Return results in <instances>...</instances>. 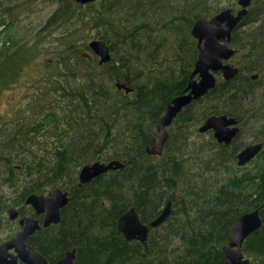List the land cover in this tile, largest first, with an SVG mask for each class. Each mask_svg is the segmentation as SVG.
<instances>
[{"label":"trees","instance_id":"1","mask_svg":"<svg viewBox=\"0 0 264 264\" xmlns=\"http://www.w3.org/2000/svg\"><path fill=\"white\" fill-rule=\"evenodd\" d=\"M171 1L57 0L36 31L44 41L60 30L31 99L51 102L8 123L0 115V225L9 207H17L18 215L25 213L27 194L66 189L69 198L59 221L25 240L28 249L49 263L74 249L72 264H222L221 247L232 222L261 205V224L243 240L241 252L249 264H264V0H251L231 33L237 74L229 80L218 77L211 90L186 106L161 154L152 156L144 151L145 136L155 132L164 104L184 88L196 57L191 24L233 6L221 4L224 0H179L182 11L161 24L164 28L179 19L170 28L181 36L164 66L160 62L166 59H157L160 44L148 53L140 40L150 38L153 15ZM20 4L8 0L7 6H0V90L16 83L22 66L38 53L31 37L18 42L9 35L10 10ZM88 30L94 33L88 36ZM87 39L103 40L110 59L98 64ZM251 72L258 74V84L249 79ZM114 78L132 90H117ZM259 89L263 93L256 98ZM241 100L247 107L242 108ZM200 103L205 106L197 110ZM221 113L238 120L239 130L227 145L195 129L207 115ZM256 123L253 141H260L262 148L238 166L234 155L243 144L237 138ZM111 159L124 166L84 184L75 181L83 164ZM3 188L9 189L7 195ZM167 201L169 213L148 230L145 245L127 241L117 231L116 218L129 207L147 224Z\"/></svg>","mask_w":264,"mask_h":264},{"label":"water","instance_id":"2","mask_svg":"<svg viewBox=\"0 0 264 264\" xmlns=\"http://www.w3.org/2000/svg\"><path fill=\"white\" fill-rule=\"evenodd\" d=\"M78 4H85L95 0H72ZM238 8H224L210 17L200 16L190 26L189 34L196 40L197 55L193 68L189 74L186 86L181 93L172 97L163 108L156 126L157 139L150 133L145 136L144 151L149 155H160L162 146L166 140L165 127L170 124L172 118L192 100L205 95L216 83L215 73H219L222 80L233 78L238 68L227 60L235 53L232 48L231 33L241 19L246 15L251 0H235ZM87 47L97 57V63L102 64L110 59L107 44L100 39H90ZM196 76L197 78H193ZM251 74V79L256 78ZM113 85L124 93L132 89L120 78H114ZM212 131V137L217 143L228 144L238 132V120L236 117L226 114H212L206 117L197 128L198 133ZM262 148L261 142H253L244 145L235 154V163L242 166L249 162ZM124 162L116 159L85 163L77 172L78 184H84L91 179L107 171L120 169ZM68 191L61 188H52L46 194L29 193L24 198V204L28 205L35 214L42 215L41 221L37 218L23 215L18 216L15 207H9L6 211L9 220L17 219L19 229L9 238L0 242V264H72L74 249L64 251L62 257L53 263L47 260L36 250L26 247L25 240L35 230L56 224L59 221V210L68 202ZM253 210L236 217L232 222L226 236V242L221 247L222 264H249V259L241 252L243 240L261 224L259 209ZM170 202L167 201L160 212L147 224L140 221L136 211L131 206L116 218V229L127 241L136 240L145 245L148 230L157 227L167 217Z\"/></svg>","mask_w":264,"mask_h":264},{"label":"rangeland","instance_id":"3","mask_svg":"<svg viewBox=\"0 0 264 264\" xmlns=\"http://www.w3.org/2000/svg\"><path fill=\"white\" fill-rule=\"evenodd\" d=\"M7 1L8 0H0V6H7ZM16 1L22 4L10 10L13 20L11 27L8 28L9 35L12 36L13 40L16 39L18 42L22 41L23 38L31 37V41L37 45L34 53H36L37 51L38 53L32 63L22 66L18 74V81L16 83H10L7 88L0 90V115L2 116L1 120H6L7 123L15 118H18L22 114L27 113L28 111L30 112L31 110H34L36 108V105L51 102L50 99L31 102V99L34 96L33 91L40 85L39 83H37V79L42 75L44 76L45 74V71L42 68L43 60L45 59V57H48L51 54L50 52L54 47L53 45H55L56 43L55 37L60 36L59 29L52 31L44 41H40L39 37L36 36V31L38 30V28H40L46 18L57 6V0ZM223 3L224 5L232 3V8L234 10L238 8L235 0H224L221 4ZM147 8L148 6H143V9L146 12L148 11V13H150L151 11H149ZM181 11V1L179 0H173L171 1L170 5H165L157 9L155 15H153L152 21L155 27V31L150 35V38L140 40V44L142 46H145L144 51L148 53H151V51L154 53L156 45L158 43L160 44L161 48L159 49V52L157 54V59H166L165 61L160 62L164 66H166L170 62L173 47L176 45V43L179 42L181 44V36L176 34V32H174V30L170 28V25H178L179 19L175 20L173 24H166L164 28H161V24L165 23V21L168 20L172 15L179 14ZM251 26L254 27L255 24H252ZM86 32V35L88 36H91L94 33L93 30H88ZM135 39H137V37H135ZM36 40H39V42L35 43ZM41 45L44 46V48H40ZM181 52L184 53V47L182 45ZM234 60L237 61V57H235V59L233 58V61ZM139 67L141 68V65ZM129 76H131V73H129ZM30 79L32 81H30ZM259 81H257L256 84H258ZM253 84L254 83H252V85ZM262 93L263 91L261 89L255 90L256 98L259 97ZM202 104L203 103H200L198 105L197 110H200L201 106H205ZM241 106H244L242 108L247 107V103L245 100H241ZM258 124L260 123L258 122ZM258 124H249L246 128H244L243 132H241L240 134L241 136L237 138L238 142L242 143L243 145L251 142L253 140V134L258 129ZM202 136L203 135H201V137ZM77 172L75 173V181L77 179ZM2 191L3 194L7 195L9 189L3 188ZM46 192H43L42 194H46ZM25 207V213H27L29 207L27 205H25ZM15 208L17 209V207ZM4 216L5 219L2 220L3 224H1L2 226L0 225V242L7 239L8 236L13 235L14 232L18 229V225L15 220H9L7 218L6 212H4Z\"/></svg>","mask_w":264,"mask_h":264},{"label":"flooded vegetation","instance_id":"4","mask_svg":"<svg viewBox=\"0 0 264 264\" xmlns=\"http://www.w3.org/2000/svg\"><path fill=\"white\" fill-rule=\"evenodd\" d=\"M235 3H236V2H235ZM226 8H227V7H226ZM229 8H232V7H229ZM232 9H233V8H232ZM233 11H235V10L233 9ZM211 16H212V15H211ZM209 17H210V16H209ZM230 44H231V42H230ZM231 46H232V45H231ZM196 48H197V47H196ZM232 48H233V47H232ZM235 51H236V49H235ZM235 54H236V52H235V53H234V54H233V55L227 60V62L232 63L233 65H235V66L238 68V66L236 65V63L233 61V58H234V55H235ZM196 55H197V52H196ZM195 59H196V57H195ZM194 61H195V60H194ZM193 64H194V62H193ZM193 64H192L191 70H192V68H193ZM191 70H190V72H191ZM190 72L188 73V76H187V79H186V83H187V81H188V77H189ZM251 74H256V75H257L256 78H258V74H257V73H251ZM251 74H249L248 77H249ZM218 77L221 79L220 74H219V73H215L216 81H217ZM193 78L196 79L197 77L194 76ZM256 78H255V79H256ZM249 79H250V80H255V79H251L250 77H249ZM186 83H185V86H186ZM185 86H184V87H185ZM183 89H184V88H183ZM183 89H182V90H183ZM182 90H181L179 93H181ZM210 90H211V89H210ZM208 91H209V90H208ZM179 93H178V94H179ZM176 95H177V94H176ZM176 95H174V96H176ZM174 96H173V97H174ZM203 96H204V95H203ZM203 96H202V97H203ZM171 98H172V97H171ZM200 98H201V97H200ZM200 98H198V99H200ZM198 99H196V100H192L190 103H192L193 101H197ZM168 101H170V99H169ZM168 101H167V102H168ZM167 102H166V103H167ZM166 103H165V104H166ZM190 103H189V104H190ZM165 104H164V105H165ZM189 104H187L186 106H188ZM186 106H184V107H183V108H182V109H181V110H180V111H179V112H178V113L172 118L170 124L167 125V126L165 127V130H166V133H167V137H166L165 142L167 141L168 135H169V133H170V131H171L172 124H173L176 120H178L177 117L179 116V113L182 112L183 109H184ZM163 108H164V106H163ZM162 112H163V109H162ZM161 114H162V113H161ZM161 114L159 115V117L161 116ZM221 114H222V113H221ZM209 115H212V114H209ZM209 115H207L206 117H208ZM227 116H228V115H227ZM159 117H158V119H159ZM206 117H205V118H206ZM205 118H203V119H202V120L196 125V127H195L196 132H197V128H198V126L201 124V122H202ZM158 119H157V122H156V125H155V132H154L153 134H151L152 136H154L155 139H157V134H158L157 131H156V126H157V123H158ZM238 128H239V126H238ZM197 133H198V132H197ZM204 133H209V134L211 135V137H212V131H211V130H207L206 132L198 133V134H204ZM236 134H237V133H236ZM236 134H235V135H236ZM234 137H235V136H234ZM212 138H213V137H212ZM213 139H214V138H213ZM232 139H233V138H232ZM214 140H215V139H214ZM165 142H164V144H165ZM215 142H216V141H215ZM253 142H260V141H253V140H252V141L249 142V143H253ZM216 143H217V142H216ZM249 143H247V144H249ZM164 144H163V146H164ZM218 144H224V143H218ZM224 145H227V144H224ZM245 145H246V144H245ZM163 146H162V148H163ZM243 146H244V145H243ZM243 146H242V147H243ZM242 147H241V148H242ZM241 148H240V149H241ZM238 150H239V149H238ZM238 150H237V152H238ZM161 152H162V149H161ZM237 152H236V153H237ZM236 153H235V154H236ZM148 155H149V154H148ZM152 156H159V155H152ZM234 156H235V155H234ZM234 159H235V158H234ZM252 159H253V158H252ZM252 159H251V160H252ZM247 163H248V162H247ZM244 165H245V164H244ZM68 194H69V193H68ZM68 196H69V195H68ZM68 198H69V197H68ZM24 205H25V204H24ZM27 206H28V205H27ZM28 207H29V206H28ZM29 208H30V207H29ZM15 209H16V208H15ZM61 209H62V208H61ZM61 209H60V210H61ZM16 210H17V209H16ZM60 210H59V215H60ZM23 215H27V216H31V217L37 218L39 222L41 221V218H42V215H40V214H39V215L35 214L31 208H30V210H28L27 213H24ZM23 215H18V216H23ZM15 221L17 222V219H15ZM50 225H52V224H50ZM48 226H49V225H48ZM48 226H47V227H48ZM41 228H45V227H41ZM18 229H19V227H18ZM18 229H17V230H18ZM17 230H16V231H17ZM16 231H15V232H16ZM15 232H14V233H15ZM11 236H12V235H11ZM11 236H10V237H11ZM29 236H30V235H29Z\"/></svg>","mask_w":264,"mask_h":264}]
</instances>
